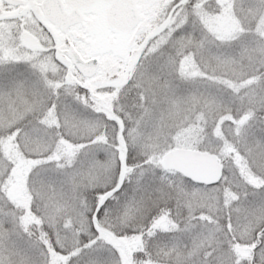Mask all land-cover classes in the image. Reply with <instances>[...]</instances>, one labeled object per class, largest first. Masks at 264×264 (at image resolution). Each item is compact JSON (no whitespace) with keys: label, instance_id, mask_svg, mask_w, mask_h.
Wrapping results in <instances>:
<instances>
[{"label":"rangeland","instance_id":"obj_1","mask_svg":"<svg viewBox=\"0 0 264 264\" xmlns=\"http://www.w3.org/2000/svg\"><path fill=\"white\" fill-rule=\"evenodd\" d=\"M106 7L104 1L97 2L85 11L80 26L57 35L64 49L73 45L83 58L99 59L91 79L76 75L63 61L65 51L62 57L45 54L55 51V43L36 19L25 17V38L17 19L0 21V190L15 207V227L25 228L20 214L30 204V191L42 197L39 182L44 173L51 179L60 175L62 184L63 170L81 150L66 141L77 144L76 134L83 133L85 139L97 135L94 140L104 152L109 149L105 143L119 139L110 157L121 168L130 141L160 152L159 165L164 153L187 148L216 154L224 166L223 179L216 187L194 190L186 201L188 216L179 226L169 221L163 228L184 233L185 256L192 264H264V230L255 247L256 232L264 227V0H136L140 22L129 33L107 25ZM23 22L19 19L22 29ZM150 64L152 73L146 75ZM15 66L37 74L39 84L33 83L35 76L28 71L23 75L7 69ZM77 87L87 95L84 102ZM125 93L147 112L125 109ZM50 94H55L56 103L76 109L81 104L91 115L79 122L78 109L74 116L66 107L51 109L34 129L29 151L28 132L24 145L22 134L7 133L18 120L25 123V115L39 112ZM160 95L166 109L154 114L151 128L141 123L142 118L156 111ZM166 112L171 124L164 127L169 122ZM113 120L116 126H110ZM106 171L104 167L99 171V181ZM59 190L44 193L58 198L65 194ZM8 220L5 215L1 222ZM101 237L119 264L132 263L130 246L122 239L113 234ZM16 256L24 257L3 253L5 259Z\"/></svg>","mask_w":264,"mask_h":264},{"label":"trees","instance_id":"obj_2","mask_svg":"<svg viewBox=\"0 0 264 264\" xmlns=\"http://www.w3.org/2000/svg\"><path fill=\"white\" fill-rule=\"evenodd\" d=\"M152 67L150 64L145 69L146 75H151ZM7 69L23 75L28 71L25 67L18 66ZM28 72L35 76L32 78L33 83L39 84L37 74ZM149 83L150 86L154 84L152 80ZM40 86H37V89H40ZM137 87H133L135 91ZM77 90L81 93L79 99L84 102L86 93L79 87ZM54 95L50 94L51 98L39 112L25 115V123L18 120L19 123L14 129H10L7 135L19 132L22 134L21 143L24 145L23 135L28 132L25 149L32 151L29 145L35 137L34 129L41 125L51 109L58 112L66 107L72 111V115L70 111L66 113L74 116L76 108L56 103ZM167 96L170 98L169 94ZM124 97L127 104L125 109H133L135 113L138 110L147 112L145 107L139 105L140 101L131 102V97H127L126 93ZM158 98L156 111L153 109L150 116L145 114L141 122L147 123L151 128L155 125L154 114L166 109L163 96ZM91 100L97 102L92 98ZM141 101L143 104L142 99ZM79 106L76 105L77 120L80 122L89 119L90 111L86 112ZM126 113L122 115L123 121L126 120ZM167 114L168 112L164 119L169 122L162 125L164 127L171 124ZM91 118L93 119V116ZM116 121L113 120L110 126H116ZM145 130L149 131V128ZM123 134L126 138V132ZM81 135L76 134L77 144L71 139L66 140L75 148L81 146V150L77 152L74 162L63 170L62 184L60 175H53L51 179L46 173L43 174L41 184L39 182L45 192L48 190L52 194L53 191L61 189L65 194L57 198L45 194L42 190L40 192L45 198L38 199L30 191V204H25L23 214H20L25 217L24 229L15 227L18 216L14 213L15 207L4 200L0 190V264H119L115 252L104 243L102 234H113L130 246L131 264H192L185 256L188 239L181 237L184 233L171 232L163 226L169 221L178 226L183 222L188 216L186 201H189L191 193L200 187L192 185L175 173L163 171L159 165L161 153L143 146L140 142H127L124 167L121 168L116 162H112L110 157L116 145L119 147V139L115 138V144L105 143L109 149L104 152L99 141L94 140L97 135L86 136L87 139ZM2 159L0 150V170L3 167ZM103 167L109 172L106 171V176L103 172V179L99 181L97 176ZM28 182L30 187L31 179ZM49 183H52L53 187ZM72 190L73 194H70ZM45 200L50 202L46 203ZM10 214H13V220ZM5 215L9 220L2 223ZM10 227L18 232L13 229L12 232ZM263 228L262 226L261 230L256 232L255 247L260 243L259 234L263 232ZM7 251L23 254L24 257L5 259L3 253Z\"/></svg>","mask_w":264,"mask_h":264},{"label":"water","instance_id":"obj_3","mask_svg":"<svg viewBox=\"0 0 264 264\" xmlns=\"http://www.w3.org/2000/svg\"><path fill=\"white\" fill-rule=\"evenodd\" d=\"M6 3L19 6L21 2L4 0ZM94 0H65L67 6H73L70 12L64 10L62 0H44L41 10L44 17L60 27L62 32L81 22L79 7L88 6ZM107 22L121 32L135 29L139 23V16L135 7V0H109ZM73 66L83 78H92L99 67V60L91 58L83 60L79 53L70 46L67 52ZM165 171L180 175L185 180L198 186L212 187L217 185L223 177V166L215 155L207 152L186 149H174L166 153L161 161Z\"/></svg>","mask_w":264,"mask_h":264},{"label":"flooded vegetation","instance_id":"obj_4","mask_svg":"<svg viewBox=\"0 0 264 264\" xmlns=\"http://www.w3.org/2000/svg\"><path fill=\"white\" fill-rule=\"evenodd\" d=\"M14 2L19 1L21 2V5L19 7H14L12 5L6 4L3 0H0V21L4 20L5 22L13 23L18 20L17 22V28L22 31V34L25 38V17L27 20H34L36 19L38 24H40V27L44 29V32L46 34H50L52 38L54 39L55 43V51L53 52L52 50H47L46 53L47 55H51V53H55L56 55L62 57L63 51H65V56L62 57L63 61L66 64H70L68 57H67V48L64 49V46L61 45V42H58V37L57 35H64L67 34L68 32L72 31L74 28L80 26L85 19V11L89 8H91L94 4H96L99 1H104L109 5V1L105 0H94L92 3L88 6H81L79 7V12L81 13V23L79 25H76L74 27L69 28L66 33H62L60 28L57 27L56 25H53L49 22L46 21L44 16L42 15L41 11V4L44 0H12ZM55 1V0H52ZM63 5H64V10L66 12H70L73 9V6H67L65 4V0H62ZM108 8V7H106ZM17 19V20H16ZM19 19H24L23 22V29L21 28L19 24ZM105 19H106V11H105Z\"/></svg>","mask_w":264,"mask_h":264}]
</instances>
